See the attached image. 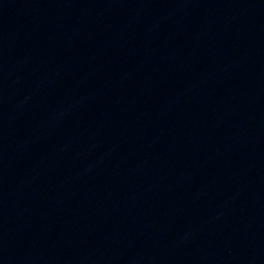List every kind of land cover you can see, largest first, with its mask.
<instances>
[{"label":"water","instance_id":"95a60500","mask_svg":"<svg viewBox=\"0 0 264 264\" xmlns=\"http://www.w3.org/2000/svg\"><path fill=\"white\" fill-rule=\"evenodd\" d=\"M0 264H264V0H0Z\"/></svg>","mask_w":264,"mask_h":264}]
</instances>
